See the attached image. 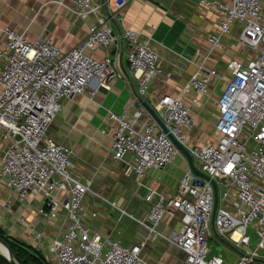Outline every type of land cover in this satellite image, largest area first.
<instances>
[{
  "label": "built area",
  "instance_id": "2783aa9c",
  "mask_svg": "<svg viewBox=\"0 0 264 264\" xmlns=\"http://www.w3.org/2000/svg\"><path fill=\"white\" fill-rule=\"evenodd\" d=\"M73 1L74 11L81 17L98 13L103 5L100 0ZM130 1L114 3L121 9ZM199 1L217 4L223 11L219 31L211 34L209 41L218 43L238 21L239 40L256 50L246 61L238 57L228 61L230 78L218 98V139L189 144L185 128L194 123L190 106L180 96L164 94L154 108L168 131L156 120L137 129L124 114L110 111L111 150L117 158H124L128 151L134 153V161H127L128 170L141 181L146 169L163 168L179 150L171 132L190 149L200 169L215 179V215L213 182L189 169L171 195L151 188L148 198L156 196L146 217L138 220L152 238L164 235L184 250L180 264H228L221 251L211 252L209 241L215 234L220 241L225 238L243 248L234 264H255L257 256H264V4L261 0ZM4 31L6 42L0 46V184L4 182L22 200L41 194L40 211L46 218L67 219L61 235L50 237L59 264H146V238L123 243L84 222L83 202L92 180L74 175V149L48 135L63 98L83 93L94 78L109 87L110 80L120 75L112 56L92 53L117 39L113 27L99 14L86 38L68 50L49 37L31 40L9 25ZM122 34L140 91L146 94L153 78L164 71L159 53L140 31L127 28ZM213 75L221 76L216 68L200 63L185 89L192 87L205 94ZM111 204L116 206L115 201ZM165 215L180 221L178 231L161 232ZM27 226L37 241H45L42 229L31 222ZM251 227L257 235L254 243Z\"/></svg>",
  "mask_w": 264,
  "mask_h": 264
},
{
  "label": "crops",
  "instance_id": "0c3cea01",
  "mask_svg": "<svg viewBox=\"0 0 264 264\" xmlns=\"http://www.w3.org/2000/svg\"><path fill=\"white\" fill-rule=\"evenodd\" d=\"M100 1L103 5L98 13L81 17L74 11L73 0H0V46L6 42L4 26L9 25L25 32L31 40L49 37L61 49L68 50L86 38L89 26L99 14L106 16L117 39L92 53L97 57L112 56L120 75L110 80L109 87L94 78L83 93L63 98L48 135L74 149V175L81 180H92V189L83 202V219L92 230L127 244L146 238L143 247L146 264H180L184 250L164 235L152 238L138 219L146 217L156 196L148 198L151 188L166 195L177 190L190 169L187 156L179 149L163 168L146 169L139 181L134 172L128 170L127 161H134V153L128 151L124 158L112 153L110 111L124 114L137 129H142L155 119L140 97L154 106L164 94L177 95L189 104L194 117V123L185 128L187 142L216 141L218 98L230 78L228 61L232 57L246 61L256 50L239 40L241 24L238 21L232 24L230 32L222 34L218 43L209 41L211 34L218 33L223 17L217 4H204L199 0H132L119 9L114 0ZM261 1L264 4V0ZM127 28L140 31L142 38H150L164 70L153 78L146 94L141 93L128 60V42L122 34ZM200 63L206 68H216L221 74L213 75L205 94H198L192 87L185 89ZM1 64L0 59V67ZM138 110L141 112L137 115ZM111 201H115L116 206ZM41 206V194L22 200L12 194L4 182L0 184V226L12 236L34 244L52 264H59L50 237L61 235L67 219L64 216L48 219L40 211ZM30 222L44 231L45 241H37L27 226ZM177 222L165 215L159 226L161 232L167 234L177 229ZM249 231L254 243L255 229L251 227ZM235 234L238 235V231ZM211 238L220 244L219 251L226 263L234 264L243 248L224 239L220 241L216 234ZM255 264H264V256H257Z\"/></svg>",
  "mask_w": 264,
  "mask_h": 264
},
{
  "label": "trees",
  "instance_id": "16d2710c",
  "mask_svg": "<svg viewBox=\"0 0 264 264\" xmlns=\"http://www.w3.org/2000/svg\"><path fill=\"white\" fill-rule=\"evenodd\" d=\"M0 239L10 245L15 258L21 264H52L34 244L12 236L2 226H0ZM0 264H11V262L0 253Z\"/></svg>",
  "mask_w": 264,
  "mask_h": 264
},
{
  "label": "water",
  "instance_id": "95a60500",
  "mask_svg": "<svg viewBox=\"0 0 264 264\" xmlns=\"http://www.w3.org/2000/svg\"><path fill=\"white\" fill-rule=\"evenodd\" d=\"M142 103L144 104V106L146 107V109L148 110V112L152 115V117L160 124V126L168 131V128L166 126V124L164 123V121L162 120V118L160 117V115L158 114V112L156 111V109L154 108L153 105H151L146 99L140 97ZM171 138L174 140V142L176 143V145L178 146V148L187 156V159L189 161L190 164V169H192L195 173H198L206 178L211 179V181L214 184L215 187V206H214V212H213V216L215 215V211L217 208V197H218V193H217V184L214 178H212L210 175H208L206 172H204L203 170H201L199 167L196 166L195 161H194V157L193 154L191 153L190 149L184 144L182 143L179 139H177L171 132H169ZM1 240V239H0ZM224 240L226 242L231 243L230 241H228L227 239L224 238ZM1 242H3L7 248H8V252H9V256L6 255L5 253L1 252L4 256H6L8 258V260L11 262V264H21V262H19L15 257H14V253L12 248L10 247V245L5 241V240H1Z\"/></svg>",
  "mask_w": 264,
  "mask_h": 264
},
{
  "label": "rangeland",
  "instance_id": "374dc122",
  "mask_svg": "<svg viewBox=\"0 0 264 264\" xmlns=\"http://www.w3.org/2000/svg\"><path fill=\"white\" fill-rule=\"evenodd\" d=\"M194 161H195L196 166L199 167V168H201V166H200V164H199V161L196 160L195 158H194ZM179 224L181 225L180 221L177 222V226H176L177 229H175V230H177V231L180 229ZM178 227H179V228H178ZM249 229H250V228H249ZM249 232H250V231H249ZM209 247H210V249H211L212 252H215V251H217V250L219 251V249H220V244H217V243L214 242V240L211 238L210 241H209Z\"/></svg>",
  "mask_w": 264,
  "mask_h": 264
},
{
  "label": "bare ground",
  "instance_id": "6f19581e",
  "mask_svg": "<svg viewBox=\"0 0 264 264\" xmlns=\"http://www.w3.org/2000/svg\"><path fill=\"white\" fill-rule=\"evenodd\" d=\"M0 251L9 256L8 248L3 242H1V240H0Z\"/></svg>",
  "mask_w": 264,
  "mask_h": 264
}]
</instances>
